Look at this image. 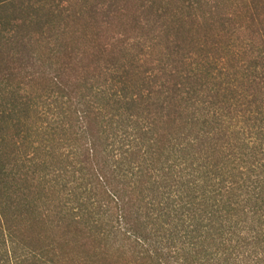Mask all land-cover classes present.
<instances>
[{"label":"trees","instance_id":"obj_1","mask_svg":"<svg viewBox=\"0 0 264 264\" xmlns=\"http://www.w3.org/2000/svg\"><path fill=\"white\" fill-rule=\"evenodd\" d=\"M0 264H264V0H0Z\"/></svg>","mask_w":264,"mask_h":264}]
</instances>
